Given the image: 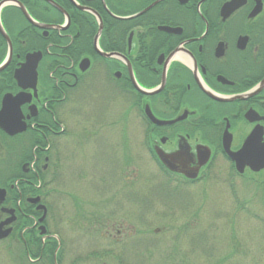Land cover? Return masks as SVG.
Segmentation results:
<instances>
[{"label":"flooded vegetation","instance_id":"flooded-vegetation-1","mask_svg":"<svg viewBox=\"0 0 264 264\" xmlns=\"http://www.w3.org/2000/svg\"><path fill=\"white\" fill-rule=\"evenodd\" d=\"M19 94L29 97L0 129L10 179L0 245L6 257L11 244L16 264H49L34 255L38 240L55 242L52 264H66L52 216L57 231L85 241L92 264H135L150 233L135 223L161 218L150 188L137 192L149 170L191 187L219 165L264 195V167H251L264 164V0H0V110ZM60 149L65 161L82 156V197L55 207L45 199L57 194ZM241 149L238 174L230 155Z\"/></svg>","mask_w":264,"mask_h":264},{"label":"rangeland","instance_id":"rangeland-1","mask_svg":"<svg viewBox=\"0 0 264 264\" xmlns=\"http://www.w3.org/2000/svg\"><path fill=\"white\" fill-rule=\"evenodd\" d=\"M62 149L63 169L55 188L57 194L45 199L55 207L68 205L71 199L82 197L79 191L83 176L80 173L82 156L69 154L65 161ZM3 156H0V171L5 162ZM138 178V182H146L137 185V192L150 188V199L156 206L153 211L161 218L135 223L139 232L150 229L142 244V250L146 249L148 253L144 250L138 252L134 256L135 264H264V195L246 178L231 175L219 165L214 179L191 187L167 185L153 170ZM3 180L0 178V183ZM55 189L45 186L44 191ZM66 210L68 214L71 211L69 207ZM51 218L53 220V216ZM52 220L48 223L49 231L58 235L60 247L67 250L66 264L72 261L77 262L74 264L97 262L96 258L89 257L78 247L83 242L85 245L84 240L74 239L75 235L64 234L59 229L57 231ZM62 227L66 229V221L62 222ZM10 246L8 243L5 257L0 245V264L3 258H6V264H16V251ZM232 251L235 252L232 258H227Z\"/></svg>","mask_w":264,"mask_h":264},{"label":"water","instance_id":"water-1","mask_svg":"<svg viewBox=\"0 0 264 264\" xmlns=\"http://www.w3.org/2000/svg\"><path fill=\"white\" fill-rule=\"evenodd\" d=\"M233 5V3H228V4H225L223 6V9L227 10V8H230L231 6ZM31 59V58H30ZM30 59H28L26 62H25V66L27 64L30 65ZM34 65V64H33ZM25 72H26V69H25ZM29 73H33V75L30 77V76H26L25 75V82H27L29 84V88H32L33 85H34V82H35V77H36V74L34 73V66L30 68L29 70ZM28 73V74H29ZM35 75V76H34ZM22 96H27L29 97V95H26V94H23V95H17L16 97L12 98V99H9L7 101H4L3 104H2V107H1V110H0V129H3L4 126H3V118L5 116V112L7 109L10 110V107L14 104H17L19 105V103L21 104L22 103ZM18 101V102H17ZM25 102V101H24ZM243 154H244V151L243 149H241L240 151H238L237 153L235 154H232L230 155V158L235 162V168H236V171L238 173H242L243 172V164H242V158H243ZM161 163L169 170L171 171H176V169L173 167V165L170 164L169 162V159L166 158V157H163L162 155H160L159 157ZM251 167L253 169V171H259L260 169H262L264 167V164L262 163L261 159L258 158V159H255V163L251 164ZM4 196H5V190L4 189H1L0 188V204L3 203L4 201ZM40 222L42 221L39 220ZM6 223H3V224H0V240L1 239H4L6 238L9 233H10V230H5V231H2V228L3 226L5 225ZM41 234H43V231H41Z\"/></svg>","mask_w":264,"mask_h":264},{"label":"trees","instance_id":"trees-1","mask_svg":"<svg viewBox=\"0 0 264 264\" xmlns=\"http://www.w3.org/2000/svg\"><path fill=\"white\" fill-rule=\"evenodd\" d=\"M19 177V176H18ZM17 177V178H18ZM0 178H4V180L0 183V186H3V187H7V185H8V182H9V180L10 179H6L5 178V174H4V172H1L0 171ZM22 179L23 180H31V181H33L34 183H37V180H36V178H33V177H28V178H26V177H24V176H22ZM12 180H15L14 178L12 179ZM40 180L42 181V178H40ZM54 243V245H52V246H50V247H45V248H43V249H41L40 247H41V244H40V242H39V240L37 241V250H36V252H35V256H38V255H41V257L43 258V257H48V261H49V264H52V254H53V252H54V250H55V246H56V244H55V242H53ZM234 251H232V252H230L228 255H227V258H232V256L234 255ZM58 258H59V255H58ZM15 262L17 263V261L15 260ZM18 262H20V261H18ZM19 264V263H18Z\"/></svg>","mask_w":264,"mask_h":264}]
</instances>
